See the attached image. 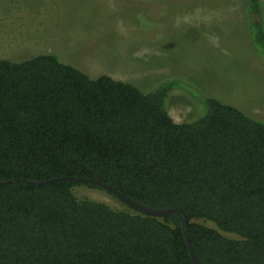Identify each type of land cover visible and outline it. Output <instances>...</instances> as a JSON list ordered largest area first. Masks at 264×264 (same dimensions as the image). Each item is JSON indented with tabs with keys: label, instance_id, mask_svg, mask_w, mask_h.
<instances>
[{
	"label": "trees",
	"instance_id": "obj_1",
	"mask_svg": "<svg viewBox=\"0 0 264 264\" xmlns=\"http://www.w3.org/2000/svg\"><path fill=\"white\" fill-rule=\"evenodd\" d=\"M244 5L264 68V2ZM178 85L144 92L54 53L0 59V180L96 178L182 211L198 264H264V117L206 97L202 116L176 122L166 101ZM0 264L193 263L178 214L146 215L61 180L0 185Z\"/></svg>",
	"mask_w": 264,
	"mask_h": 264
},
{
	"label": "rangeland",
	"instance_id": "obj_2",
	"mask_svg": "<svg viewBox=\"0 0 264 264\" xmlns=\"http://www.w3.org/2000/svg\"><path fill=\"white\" fill-rule=\"evenodd\" d=\"M49 45L91 77L144 92L179 81L166 101L176 122L202 116L206 97L264 117V68L244 0H0V59L22 62ZM77 191L118 205L104 192Z\"/></svg>",
	"mask_w": 264,
	"mask_h": 264
},
{
	"label": "water",
	"instance_id": "obj_3",
	"mask_svg": "<svg viewBox=\"0 0 264 264\" xmlns=\"http://www.w3.org/2000/svg\"><path fill=\"white\" fill-rule=\"evenodd\" d=\"M61 180H69V181H74V182L87 183V184H92V185H95L97 187L103 188L106 191L114 194L122 202H124L125 204H127L128 206L133 208L135 211L146 214V215L155 216V217H165V216L172 214V213L178 214L182 220L183 230H184V234H185L187 244H188V247L190 250L192 263L198 264L194 245H193L192 239H191L189 232H188V229H187V219H186L184 213L178 209H174V208L156 209V208H153L151 206L145 205L139 201H136V200L128 197L127 195H125L124 193L119 191L117 188H115L114 186H112V185H110L104 181H101V180L96 179V178H89V177L58 176V177H53V178H49V179H45V180H30V179H26L24 177H16V178H12V179H9L6 181L0 180V185H4V184L10 183V182H26V183H30V184L41 185V184H48V183H53V182H57V181H61Z\"/></svg>",
	"mask_w": 264,
	"mask_h": 264
},
{
	"label": "crops",
	"instance_id": "obj_4",
	"mask_svg": "<svg viewBox=\"0 0 264 264\" xmlns=\"http://www.w3.org/2000/svg\"><path fill=\"white\" fill-rule=\"evenodd\" d=\"M37 43V42H36ZM36 47V44H32L31 46H29V47H24L23 49H25V48H30V47ZM51 45H49V47H46L45 49H46V51H47V53H52L51 51V47H50ZM42 54H45V53H42ZM39 55V54H38Z\"/></svg>",
	"mask_w": 264,
	"mask_h": 264
}]
</instances>
